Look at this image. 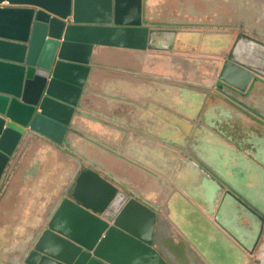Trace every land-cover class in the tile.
<instances>
[{"label": "crops", "instance_id": "obj_1", "mask_svg": "<svg viewBox=\"0 0 264 264\" xmlns=\"http://www.w3.org/2000/svg\"><path fill=\"white\" fill-rule=\"evenodd\" d=\"M142 19L154 46L98 47L61 143L39 137L10 172L0 195V264H19L82 168L156 212L153 243L172 264H215L200 237L186 235L191 219L211 251L243 255L239 264L263 243L264 211L251 200L264 206V114L245 99L264 106V82L225 93L207 82L237 39L264 43V0H143Z\"/></svg>", "mask_w": 264, "mask_h": 264}, {"label": "water", "instance_id": "obj_2", "mask_svg": "<svg viewBox=\"0 0 264 264\" xmlns=\"http://www.w3.org/2000/svg\"><path fill=\"white\" fill-rule=\"evenodd\" d=\"M142 1L0 0V195L29 143H61L98 47H152ZM220 57L222 85L244 92L261 75ZM136 196L82 168L19 264H172L153 243L156 212Z\"/></svg>", "mask_w": 264, "mask_h": 264}, {"label": "rangeland", "instance_id": "obj_3", "mask_svg": "<svg viewBox=\"0 0 264 264\" xmlns=\"http://www.w3.org/2000/svg\"><path fill=\"white\" fill-rule=\"evenodd\" d=\"M255 97L253 98H250L248 97L247 99H245L246 101H249V102H246L248 104H252V106H257L259 108V110L262 111V113L264 114V106H260V102L257 100V105H256V99H254ZM233 103V102H232ZM255 104V105H254ZM235 105V104H234ZM238 107V106H237ZM242 109V108H241ZM64 162V161H63ZM65 164V163H64ZM64 168L61 167L60 171L63 172ZM57 174L58 172H55V177L52 179V182L54 181V179H58L57 178ZM143 178L142 175H140L139 177H137L136 179L140 181V179ZM57 182V180H56ZM146 184V183H145ZM123 185V184H122ZM147 186L149 185V182L146 184ZM124 187L126 185H123ZM128 186H126L127 188ZM146 194L147 193H150V190H146L145 191ZM10 204H8V208ZM258 206V205H257ZM256 207V206H255ZM260 208L264 207V206H260ZM258 207V208H259ZM263 209V208H262ZM264 211V209H263ZM253 212V211H252ZM256 217V216H255ZM194 220V221H193ZM191 219L190 221L192 222L191 223V226L190 227H185L186 229V235L192 237V238H196L197 236L200 237V241H201V244H202V247L207 249L206 251L208 252V256L209 258L215 263V264H239L240 260L243 259V255H239L237 253H233V257L229 258V256H227V252L224 251L223 249L219 248L218 250H216L214 252L211 251L207 245H211L210 241L208 240V235L206 233H204L201 229V227L199 226V231H198V227L193 223V222H197L198 224L200 223L197 219ZM34 234L30 235L29 238L33 237ZM260 237H263L264 238V233L260 236ZM261 243V245H259ZM27 245H28V240H27ZM218 245V244H217ZM220 247V246H219ZM261 249V250H260ZM254 252L250 254V257H249V260H248V264H258L257 262H252V260H254L255 258H258L260 257L259 254H261V256L264 257V241L262 243V239H260L259 243H257V247L254 248ZM238 259V261H237Z\"/></svg>", "mask_w": 264, "mask_h": 264}, {"label": "flooded vegetation", "instance_id": "obj_4", "mask_svg": "<svg viewBox=\"0 0 264 264\" xmlns=\"http://www.w3.org/2000/svg\"><path fill=\"white\" fill-rule=\"evenodd\" d=\"M154 35V34H153ZM189 39V38H188ZM193 39H189V41H191ZM160 41L158 40H155V44H158ZM260 45H256L254 42H250V41H245V42H242L240 41L239 39H237L234 44L232 45L233 48L228 51H224L222 53H224V57L227 56L228 53H231V55L237 59L238 61H241L245 64H247L248 66L252 67L253 69L257 70L260 72L261 75H257L255 79L251 80L250 82V86L252 84H254V82L256 81H259L261 80V82H264V43H260ZM154 46V45H152ZM221 53V54H222ZM221 56V55H220ZM222 58L219 57V62ZM213 75L215 74V72L212 73ZM212 75V80H209L207 83L208 84H211L213 81H214V84L218 82V80L216 78H214V76ZM258 79V80H257ZM252 83V84H251ZM249 89V88H248ZM247 90V89H246ZM245 90V91H246ZM244 91V92H245ZM246 95V94H245ZM242 96V94H241ZM250 97V96H249ZM252 98V97H250ZM264 204V201H260V203ZM251 203L256 206V207H259L257 206L258 203H256L255 201L251 200ZM260 208V207H259ZM261 210L263 211V209L261 208ZM249 212V211H248ZM263 225H264V220L261 219L260 221ZM248 236H250V234H247L245 236V239L248 238ZM247 237V238H246ZM257 247V242L256 244L254 245V248ZM254 248L252 249V253L255 251ZM261 250V249H260ZM260 257L258 258H255L254 260H252V262H257L258 264H264V257L261 256V254H259ZM249 259V258H248ZM248 264V263H247Z\"/></svg>", "mask_w": 264, "mask_h": 264}, {"label": "trees", "instance_id": "obj_5", "mask_svg": "<svg viewBox=\"0 0 264 264\" xmlns=\"http://www.w3.org/2000/svg\"><path fill=\"white\" fill-rule=\"evenodd\" d=\"M227 89H229V86H223V90H222V92L225 93ZM228 95H229L230 97H233V98L236 97V96H238V97L241 96L240 94H238V92H235V91H233V90H230V93L228 92Z\"/></svg>", "mask_w": 264, "mask_h": 264}]
</instances>
